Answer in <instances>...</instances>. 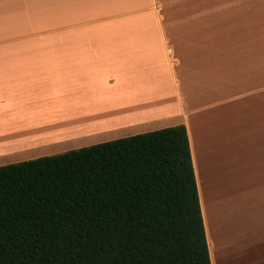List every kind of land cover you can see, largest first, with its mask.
<instances>
[{
    "label": "crops",
    "instance_id": "0c3cea01",
    "mask_svg": "<svg viewBox=\"0 0 264 264\" xmlns=\"http://www.w3.org/2000/svg\"><path fill=\"white\" fill-rule=\"evenodd\" d=\"M178 125L211 264H264V0H0V167Z\"/></svg>",
    "mask_w": 264,
    "mask_h": 264
},
{
    "label": "trees",
    "instance_id": "16d2710c",
    "mask_svg": "<svg viewBox=\"0 0 264 264\" xmlns=\"http://www.w3.org/2000/svg\"><path fill=\"white\" fill-rule=\"evenodd\" d=\"M0 264H211L185 126L1 166Z\"/></svg>",
    "mask_w": 264,
    "mask_h": 264
},
{
    "label": "rangeland",
    "instance_id": "374dc122",
    "mask_svg": "<svg viewBox=\"0 0 264 264\" xmlns=\"http://www.w3.org/2000/svg\"><path fill=\"white\" fill-rule=\"evenodd\" d=\"M246 9H249L250 7L248 4L246 5ZM259 206V205H258ZM258 216V218L256 217ZM256 216L252 217L251 215L247 216L245 218V225H246V237L249 241H257L260 242L264 241V199H260V214H257ZM255 226L257 227L255 229ZM257 230V232H256Z\"/></svg>",
    "mask_w": 264,
    "mask_h": 264
}]
</instances>
